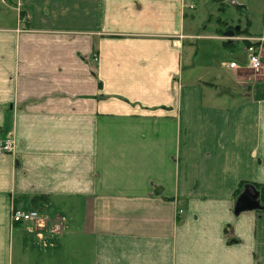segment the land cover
<instances>
[{"label":"crops","instance_id":"obj_1","mask_svg":"<svg viewBox=\"0 0 264 264\" xmlns=\"http://www.w3.org/2000/svg\"><path fill=\"white\" fill-rule=\"evenodd\" d=\"M16 1L0 28V147L16 140L0 150V264H264V209L234 213L241 182L264 186L249 84L264 72L230 62L236 91L185 79L188 0Z\"/></svg>","mask_w":264,"mask_h":264},{"label":"rangeland","instance_id":"obj_2","mask_svg":"<svg viewBox=\"0 0 264 264\" xmlns=\"http://www.w3.org/2000/svg\"><path fill=\"white\" fill-rule=\"evenodd\" d=\"M190 4L195 8L186 9V32L195 36L185 39V79L201 76L204 81L215 82L222 78L236 91L228 65L233 61L240 69L247 68L246 42L235 39L228 43L227 38L218 36L224 35L229 26L233 31L240 26L247 30L240 35L264 37V0H227L223 4L214 0H188ZM17 7L16 0H0V28L18 25L23 15L19 13L17 19ZM240 35L235 34L234 37ZM249 84L256 93L264 95V78H251Z\"/></svg>","mask_w":264,"mask_h":264},{"label":"built area","instance_id":"obj_3","mask_svg":"<svg viewBox=\"0 0 264 264\" xmlns=\"http://www.w3.org/2000/svg\"><path fill=\"white\" fill-rule=\"evenodd\" d=\"M253 42L254 43L246 47V52L249 57L248 68L257 74H261L264 72V38L253 39ZM231 67H237L236 63H231ZM15 148L16 140L13 136H11L4 141L0 150L7 153H13ZM12 220L15 223H31L38 226L46 221V219H44L37 210L24 211L17 209H14L12 212ZM53 231L61 232L62 225L58 222L54 223Z\"/></svg>","mask_w":264,"mask_h":264},{"label":"water","instance_id":"obj_4","mask_svg":"<svg viewBox=\"0 0 264 264\" xmlns=\"http://www.w3.org/2000/svg\"><path fill=\"white\" fill-rule=\"evenodd\" d=\"M217 3H223L227 0H214ZM239 27H236L235 30H238ZM235 30H229L224 33V36L229 40L235 36ZM264 204L261 200V192L258 190L254 184L248 183L244 186L243 191L237 197L235 206H234V213L235 215H239L242 212L248 211H256V210H263Z\"/></svg>","mask_w":264,"mask_h":264},{"label":"trees","instance_id":"obj_5","mask_svg":"<svg viewBox=\"0 0 264 264\" xmlns=\"http://www.w3.org/2000/svg\"><path fill=\"white\" fill-rule=\"evenodd\" d=\"M224 3V2H223ZM222 3V4H223ZM231 27L229 26L227 29H226V31L227 30H229ZM238 32V33H237ZM244 32H247V30L245 29H241L240 27H239V29L238 30H235V34H238V35H240L241 33H244ZM228 43H231L232 42V40L231 41H227ZM251 42H248L247 41V45L248 44H250ZM249 182H241L240 183V185H239V188L237 189V191H236V196L243 190V187L246 185V184H248ZM254 185H255V187L258 189V190H260V192H261V200H262V203L264 204V186L263 185H261V184H256V183H254Z\"/></svg>","mask_w":264,"mask_h":264}]
</instances>
